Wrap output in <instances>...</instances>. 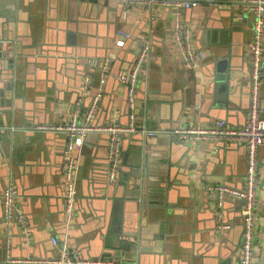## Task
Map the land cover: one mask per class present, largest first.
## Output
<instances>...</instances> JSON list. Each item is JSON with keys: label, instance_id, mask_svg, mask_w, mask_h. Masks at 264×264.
Returning <instances> with one entry per match:
<instances>
[{"label": "crops", "instance_id": "obj_1", "mask_svg": "<svg viewBox=\"0 0 264 264\" xmlns=\"http://www.w3.org/2000/svg\"><path fill=\"white\" fill-rule=\"evenodd\" d=\"M124 8L122 0H0V127L2 135L11 131L9 138L1 136L0 140V264H18L8 262L9 257L56 256L52 238L62 237L66 230L67 137L34 126L67 122L84 79L90 75V92L82 98L79 111L83 114L99 91L101 61L112 54L117 59L93 123L128 124L126 85L119 73L132 65L140 43L146 41L151 49L139 81L138 115L142 112L156 134L150 143L154 166L149 182L158 184L159 193L167 190V198L152 199L153 203L143 205L140 212L131 209L125 193L134 189L133 165L129 163L132 134L124 138L128 160L122 162L121 175L127 173V181L120 179L111 186L107 177L110 135L93 131L97 134L85 137L77 151L78 195L68 242L84 257L119 261L111 245L130 230L144 234L143 264H237L239 260L242 201L227 197L225 214L233 227L217 232L207 188L218 183L244 186L245 144L222 139L183 142L172 131L190 122L204 126L219 118L233 126L245 123L250 106L253 16L243 4L234 3L229 15L230 10L207 1L179 9L159 4L154 18L146 17L139 2L131 3L126 18ZM178 12L191 27L195 47L206 54L196 68L185 66L176 44ZM235 13L243 19L235 21ZM122 30L131 37L125 38V46L118 47ZM91 59L97 63L91 64ZM219 70L225 71L227 88L219 86ZM150 102L158 119L147 118ZM259 162L258 197L264 199V146L259 148ZM7 166L13 168L26 229L9 223L4 227L1 197L7 184ZM258 230L257 259L264 254L260 248L264 244V206L259 208ZM122 260L127 258L122 256Z\"/></svg>", "mask_w": 264, "mask_h": 264}, {"label": "built area", "instance_id": "obj_2", "mask_svg": "<svg viewBox=\"0 0 264 264\" xmlns=\"http://www.w3.org/2000/svg\"><path fill=\"white\" fill-rule=\"evenodd\" d=\"M125 3L123 16L126 18L132 2H139L144 6L150 17L154 18L156 7L159 4L179 8H193L201 2H216L217 0H122ZM244 8L254 14L253 36L249 41L251 52L250 70V106L246 121L243 125H229L227 120L219 118L207 125H196L192 122L183 127H178L172 133L183 142H195L200 144L204 140H225L243 143L247 153V171L243 187H234L224 183L208 186L210 201L215 208L217 219L216 231L223 232L232 229L233 224L225 220L224 203L227 197L242 201L243 230L241 252L237 264H264V254L255 258L256 239L259 233L258 218L259 208L264 206V199L258 197V188L261 184V171L259 162V148L264 146V110L262 108V86L264 83V0H243ZM243 15L241 19H243ZM175 40L183 56L184 64L188 68H196L206 58L203 50L197 49L193 42L192 31L189 24L184 22L178 12L175 18ZM122 37L118 39L117 46L123 47L125 38H130L127 31H119ZM151 45L148 41L140 43V50L130 70H124L120 77L121 83L127 87V104L130 122L126 125L115 121L106 125H95L93 118L99 107V100L104 90L111 66L117 59L115 54L107 56L103 60L99 91L93 96L86 111L81 114L82 98L89 94L92 78L87 75L82 85V95L76 100L65 123H42L35 125V129L41 131H53L64 133L67 137L64 164V202L68 220L75 217V203L77 200V178L79 168V155L77 151L84 143L88 133L107 132L110 135L108 180L116 179L122 157V144L127 134L135 132L136 103L139 89V81L143 66L150 54ZM89 62L93 65L96 59ZM154 134V131H149ZM2 129L0 127V140ZM2 206L5 221L9 223L17 219L21 227L27 228L28 222L25 212L19 203V192L15 179L8 176L6 187L2 193ZM52 241L57 249L54 257H9L8 262L18 264H117L114 259L98 257H84L82 251L73 248L67 240H61L53 236ZM264 248V244L260 247Z\"/></svg>", "mask_w": 264, "mask_h": 264}, {"label": "water", "instance_id": "obj_3", "mask_svg": "<svg viewBox=\"0 0 264 264\" xmlns=\"http://www.w3.org/2000/svg\"><path fill=\"white\" fill-rule=\"evenodd\" d=\"M216 4H219V7L221 8H226L227 10L232 9V6L234 3H239V4H243V0L242 1H224V0H217L216 2H214ZM231 11V10H230ZM232 13V11L229 13V15ZM234 20H240L241 19V14L238 15L237 13L234 14ZM150 13H146V17H149ZM253 16V21H254V14H252ZM253 24V22H252ZM253 27V25H252ZM253 36V35H252ZM252 38V37H251ZM0 46H2V43H0ZM125 46V44H124ZM8 50H10L9 46H8ZM12 60V58H10V61ZM11 65L13 66L12 62H10ZM133 65V63H132ZM129 66L126 69L123 70H130V68L132 67ZM103 66V61H101V67ZM123 70L119 73V76H121L123 74ZM225 70V69H224ZM224 70H219V74L217 76L218 79V83L219 86L223 85L224 88H227L228 82H227V76L225 74ZM112 73H114L115 75L118 74L117 71L112 70ZM81 95H82V89H81ZM80 95V96H81ZM137 103H136V120H135V124L137 125L136 127V131L132 132L131 134V142L130 144L132 145V147L130 148V150L133 152L132 154V158H131V162L129 161V163H131L132 169H131V173L133 174V187L134 189L131 190H127V192L125 193V197L129 198L130 200V207L131 209L140 212L142 209V206L145 204H151L153 203L154 200L152 199H160L162 196L163 198H167V190L161 191V193H159V189L157 187V183L153 182L150 183V177L149 175H151L152 171L151 169L153 168V159L150 157L151 156V147H150V143L153 142V140H155L156 134H149V131H152L151 128V122L149 121H145V116L142 115H138L139 111V104H140V96L137 94ZM126 104H127V87H126ZM128 106V104H127ZM155 106H153V102L149 103V111L147 113V118L148 119H158L157 116V111L154 110L153 108ZM156 108V107H155ZM160 117V116H159ZM155 124V122H154ZM97 132H90L88 133V135L86 136V138L88 139L91 136L96 135ZM11 136V131L7 130L6 132L3 133L2 138L3 137H10ZM126 148V141L124 139V142L122 144V156L123 159L121 158L120 160V167H119V171L116 175V179L112 182H109V185L114 186L116 184H119L120 179L123 180L125 183L127 181V173H123L121 175V167H122V162H127L128 160V153L124 152ZM246 148V146H245ZM7 168V176H9V174H11L13 176V178H15L14 172H13V168L10 169L9 166L6 167ZM124 170V168H122ZM107 177H108V169H107ZM8 181V178H7ZM78 182V181H77ZM15 183L17 186V182L15 179ZM78 187V185H77ZM18 189V186H17ZM78 190V188H77ZM19 192V190H18ZM161 194V195H160ZM207 200H209L208 202H210V204L212 205L211 201H210V193L207 190ZM122 200H120V202L118 201V203L122 206ZM241 201V200H239ZM156 204V203H155ZM225 206H226V201L224 203V215H225V220L226 219V214H225ZM76 207V206H75ZM25 212V211H24ZM215 215V223H214V227L216 229V224H217V219H216V214L214 212ZM4 221L5 218L3 217ZM65 220H66V230H65V234L60 237L58 236L61 240H69V237L67 234H69V228L72 225V221L68 220V216L65 212ZM3 221V223H4ZM6 222V221H5ZM7 222L4 223V227L6 228L7 226ZM9 224H11L13 226V228H21L20 224L18 223L17 219H13L9 222ZM133 225V222L130 223V227ZM138 225H140L138 223ZM144 234L137 231H127V234L122 235L120 237L119 240L115 241L112 245L110 249H115L116 251V258L119 259V261L115 260L117 264H137L138 262L143 264V239H144ZM5 237H6V233H5ZM71 243V242H70ZM73 247V246H72ZM76 247V246H75ZM77 248V247H76ZM124 256L127 258V260H122L121 261V257ZM125 261V262H124Z\"/></svg>", "mask_w": 264, "mask_h": 264}]
</instances>
